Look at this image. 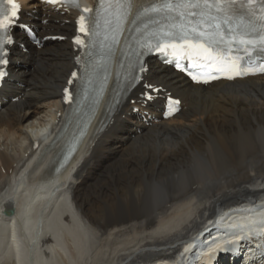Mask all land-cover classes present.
Listing matches in <instances>:
<instances>
[{"label":"bare ground","instance_id":"1","mask_svg":"<svg viewBox=\"0 0 264 264\" xmlns=\"http://www.w3.org/2000/svg\"><path fill=\"white\" fill-rule=\"evenodd\" d=\"M20 2L22 20L39 35L66 39L34 48L20 35L10 49L0 88V264H199L216 248L204 230L215 215L221 231L234 224L221 221L228 213L251 224L246 234L260 231L250 220L264 212V142L254 143L264 131V76L196 85L151 59L143 79L178 96L180 111L161 119L163 99L144 101L137 86L106 117L108 82L77 150L51 177L76 122L61 97L77 64L70 41L77 12ZM183 169L188 182L179 178L165 200L162 185Z\"/></svg>","mask_w":264,"mask_h":264},{"label":"snow or ice","instance_id":"2","mask_svg":"<svg viewBox=\"0 0 264 264\" xmlns=\"http://www.w3.org/2000/svg\"><path fill=\"white\" fill-rule=\"evenodd\" d=\"M44 2L53 6L66 4L78 7L76 0H44ZM7 3L11 5L10 14L0 12V80L6 76L4 66L9 63L6 45L14 43L8 31L17 25L20 9L16 0H7ZM246 3L247 12L241 14L238 13L237 8L243 9L244 4L238 5L237 0H157L149 7H142V10L135 15V19H140L141 16L147 18L143 29L138 28L137 31H142L144 37L148 38L145 46L150 52L154 51L165 57L176 58L177 68H181L180 60L187 59L194 67L207 69V73L200 75L188 72L192 81L196 83L208 84L220 79L221 76L234 80L264 73V59H262L264 57V6H261L257 12L256 0H246ZM99 5L100 10L108 17L106 23L115 21L116 27L111 39L113 44H118L119 35L124 31L122 24L133 15L132 0H99ZM82 11L88 13L92 10L84 8ZM19 26L28 29L27 25ZM78 31L85 35L89 33L83 15L79 17ZM105 39L108 38L105 37ZM152 39H155V43L151 42ZM74 43L77 46H84L85 41L78 35L74 38ZM98 66L94 65L93 70ZM140 71L144 72L146 69L141 66ZM85 75L87 76V72ZM74 79H79L75 71L71 73V78L67 82L69 86L73 84ZM106 82L107 76L104 77V83ZM145 87L149 91L142 95L145 99H151L150 92L153 86L145 85ZM103 91L102 84L93 101L97 106ZM63 92L65 103H82L79 96L74 100L69 87H65ZM174 103L178 105L180 101L176 100ZM94 113L95 109H93V115ZM90 122L91 117L80 132L81 137L85 135ZM72 151H75V148L70 149V152ZM208 224L212 225L213 221L209 220ZM204 230L208 231V228L205 227ZM190 247L185 248L184 252H188Z\"/></svg>","mask_w":264,"mask_h":264},{"label":"rangeland","instance_id":"3","mask_svg":"<svg viewBox=\"0 0 264 264\" xmlns=\"http://www.w3.org/2000/svg\"><path fill=\"white\" fill-rule=\"evenodd\" d=\"M258 134H259V132H258ZM264 131H260V134H259V136H258V139L257 138H255V141H254V143H255V147L256 148H260L261 147V144H262V142H264ZM260 137H261V141H260ZM258 144V145H257ZM184 170V169H183ZM181 170V171H179V173H178V179L177 180H173L172 181V177L171 178H168V182H167V184L166 185H162V189H163V191L166 193V198H165V200L167 199V197H168V195L169 194H171V193H173V191H177V189H178V185H180V179L179 178H183V176H185L183 179L186 181V182H188L187 181V179L188 178H186V176L188 177V175H187V173H186V171L184 170ZM183 171V172H182ZM186 178V179H185ZM179 180V181H178ZM177 182V184H176V182ZM156 183V184H155ZM154 183V185L152 186V184L151 185H149L148 187H149V190L151 189V191H150V193L152 192V189H153V187H156L157 185H159L158 184V181H156ZM161 183V182H160ZM185 184H182V186H184ZM160 186V185H159ZM174 186V188H172ZM181 186V185H180ZM165 188V189H164ZM170 189V190H169ZM172 189V190H171ZM149 200V199H148ZM168 201L169 200H171V198H169V199H167ZM145 201H147L146 199H145ZM145 205V204H144ZM163 208L161 207L160 209H158V210H162Z\"/></svg>","mask_w":264,"mask_h":264}]
</instances>
